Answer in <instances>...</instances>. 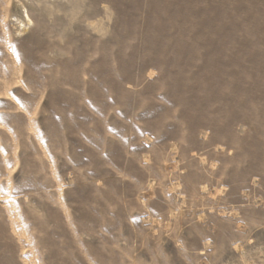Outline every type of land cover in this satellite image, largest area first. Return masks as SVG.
Wrapping results in <instances>:
<instances>
[{
    "label": "rangeland",
    "instance_id": "rangeland-1",
    "mask_svg": "<svg viewBox=\"0 0 264 264\" xmlns=\"http://www.w3.org/2000/svg\"><path fill=\"white\" fill-rule=\"evenodd\" d=\"M0 264H264V0H0Z\"/></svg>",
    "mask_w": 264,
    "mask_h": 264
}]
</instances>
